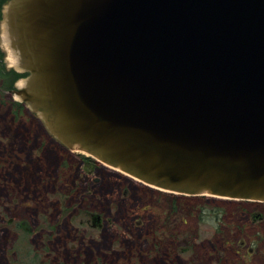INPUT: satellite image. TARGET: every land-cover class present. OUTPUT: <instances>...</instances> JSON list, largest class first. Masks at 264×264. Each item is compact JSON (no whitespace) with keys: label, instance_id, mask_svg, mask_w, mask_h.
Returning <instances> with one entry per match:
<instances>
[{"label":"water","instance_id":"1","mask_svg":"<svg viewBox=\"0 0 264 264\" xmlns=\"http://www.w3.org/2000/svg\"><path fill=\"white\" fill-rule=\"evenodd\" d=\"M0 39L14 101L66 148L160 191L264 202V0H6Z\"/></svg>","mask_w":264,"mask_h":264},{"label":"rangeland","instance_id":"2","mask_svg":"<svg viewBox=\"0 0 264 264\" xmlns=\"http://www.w3.org/2000/svg\"><path fill=\"white\" fill-rule=\"evenodd\" d=\"M0 42L5 55L1 60L10 66V51L2 39ZM22 75L18 73L16 80ZM2 97L0 264L22 262L25 252L40 251L42 242L48 245V240L58 233L64 234L66 229L70 231L73 227L82 231L77 221L85 219L87 214L74 209L78 208L76 200L82 198L76 193L80 191L76 186L81 187L84 180H89L88 186L99 191L93 193L90 189L91 194L85 196L84 203L89 199L106 209L103 217L109 225H103L101 235L104 237L117 230L118 240H114L113 245L125 251L124 264H160L167 250L174 264H182L185 258L182 247L189 245L191 256H196L198 264H231V253L224 251L222 242L239 237L240 231L247 235L254 232L255 226L246 223L241 213V208L247 205L239 206L240 203L252 204L250 202L208 195L169 194L121 175L118 178L119 173L102 165L97 167V175H87L78 157L85 154L64 149L26 107L17 106L21 113L15 115L10 105L15 100L11 92ZM94 178H97V186ZM22 220L33 228L30 234L21 235L18 223ZM50 231L52 234H48ZM93 235L102 239L97 230ZM71 241L67 239L68 248H72ZM76 245L80 246V241ZM75 263L70 260L62 264Z\"/></svg>","mask_w":264,"mask_h":264},{"label":"flooded vegetation","instance_id":"3","mask_svg":"<svg viewBox=\"0 0 264 264\" xmlns=\"http://www.w3.org/2000/svg\"><path fill=\"white\" fill-rule=\"evenodd\" d=\"M23 106L25 107L24 104ZM60 145L64 149H68L62 144ZM80 153L85 154L83 152ZM78 157H80L81 164L83 165L84 169H86L88 172L87 175L89 176L97 175L95 174L97 167H100V165L104 166L102 163L96 161L87 154L83 156L80 155ZM120 175L121 173L117 174L118 178L123 176ZM88 181L89 180H84V182L80 185L81 187H78L76 184H74L80 190L76 193L82 195V198H80V201L82 200V202L76 200L78 204L75 203V205L77 204L78 208L74 210H77L78 213L87 214L85 219L82 218L77 221V225L81 227L82 231L78 232V229L71 227L73 230L68 231L66 229V234L58 233L52 240L47 241L48 245H46L45 242H42L44 245L40 251L34 250L31 253L30 251L25 252L27 254H25L22 258L23 261L17 264H62L70 260L75 261V264H124L122 258L125 254V251L121 248H116L113 245L114 240H118L117 230L115 233L108 234L104 237L101 235L103 233V225H109L103 217L106 209L99 204H94L89 199H86V202L90 206L87 203H84L83 199H85V196L91 194V192H89L90 189H93V193L99 192L95 191L93 187H89L87 183ZM93 182L95 183V186L98 185L97 178H94ZM227 200L252 203H240L239 206L243 207L244 205H247L246 208H241L243 220L246 221V223L255 226V229L251 235H247L240 231L241 235L239 237H234L231 241H223L221 247H223L224 251H230L231 264H257L256 261H260L259 263L264 264V202L255 200ZM84 205L86 206L83 207ZM72 208L73 207H70V209ZM215 217H218V214H216ZM10 220L12 219H9V221ZM110 227L114 226L111 225ZM18 228L21 231V235L30 234L33 231V228H30L25 220H22L18 223ZM94 230L99 231V237L102 238L101 240L98 239L97 235H93ZM48 234H52L51 231ZM67 239H72V243H70L72 248L67 247ZM77 241H80V246L76 245ZM81 245L84 247L81 248ZM51 247H53L54 252L51 250ZM180 250L181 249H179L178 252ZM127 253H130V250H128ZM191 253L190 245L182 247V255H185V258H182V264H198L196 256H191ZM169 255L170 253L167 250L165 258L161 259L160 264H174L172 258H170ZM186 255H188V258ZM60 259H62V262ZM219 261L220 256L218 255L217 262Z\"/></svg>","mask_w":264,"mask_h":264},{"label":"trees","instance_id":"4","mask_svg":"<svg viewBox=\"0 0 264 264\" xmlns=\"http://www.w3.org/2000/svg\"><path fill=\"white\" fill-rule=\"evenodd\" d=\"M6 0H0V17H1V7L2 4L5 2ZM3 59V52L0 50V60ZM2 64L0 65V92H1V97H0V104L3 102L2 100V96H5L6 93L10 92L13 87H14V82L18 76V73L14 70H7L5 68V64L4 62L1 60ZM11 106H13V113L16 114H20L21 111L19 107L17 106H23L15 101H12V103L10 104Z\"/></svg>","mask_w":264,"mask_h":264},{"label":"bare ground","instance_id":"5","mask_svg":"<svg viewBox=\"0 0 264 264\" xmlns=\"http://www.w3.org/2000/svg\"><path fill=\"white\" fill-rule=\"evenodd\" d=\"M104 167H107L109 170H112V171H114V172L121 173L120 171H118V170H116V169H113V168H110V167H108V166H105V165H104ZM121 175H123L124 177H127V178H129V179H131V180H133V181H136V180H134V179L128 177V176L125 175V174H122V173H121ZM136 182H138V181H136ZM138 183H140V182H138ZM148 187H149V186H148ZM151 188H153V187H151ZM153 189H155V188H153ZM164 192H165V191H164Z\"/></svg>","mask_w":264,"mask_h":264}]
</instances>
